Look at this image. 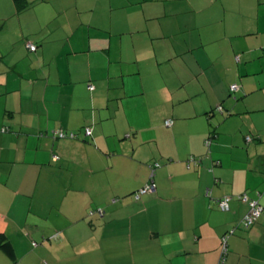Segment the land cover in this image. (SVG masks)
Returning a JSON list of instances; mask_svg holds the SVG:
<instances>
[{
	"label": "crops",
	"instance_id": "crops-1",
	"mask_svg": "<svg viewBox=\"0 0 264 264\" xmlns=\"http://www.w3.org/2000/svg\"><path fill=\"white\" fill-rule=\"evenodd\" d=\"M7 2L17 18L0 17L11 34L10 48L0 36V233L13 252L0 248V264H264V215L232 233L249 210L236 196L264 207V0H203L194 19L183 0Z\"/></svg>",
	"mask_w": 264,
	"mask_h": 264
},
{
	"label": "trees",
	"instance_id": "trees-1",
	"mask_svg": "<svg viewBox=\"0 0 264 264\" xmlns=\"http://www.w3.org/2000/svg\"><path fill=\"white\" fill-rule=\"evenodd\" d=\"M15 3H16V7H17V10L20 12V11H23V10H25L28 6H29V3L27 2V0H15ZM29 43H32V44H34L35 45V49H31L28 45H29ZM27 48L29 49V51H36L37 49H38V46H37V44L36 43H34V42H32V41H30V40H27ZM236 61L238 62V61H240V56L239 55H236ZM233 85H236V88H232V86ZM89 87H92V85H89ZM231 91L232 92H235V91H237L238 90V88H239V85L238 84H232L231 85ZM217 109L218 110H221V106H218L217 107ZM169 121V122H168ZM165 124L167 125V126H169V125H171L172 124V120H168ZM4 130H7V128H3V131ZM82 131H83V133H84V135H91V132H92V129H91V126H85V127H83V129H82ZM50 134H51V136L52 137H54V138H57V139H65V138H68V139H78L79 137H80V132L79 131H73V130H65V129H63V128H55V129H52L51 131H50ZM216 134V131H214V130H212L211 131V133H210V135H209V137L205 140V143H206V146H210V144H211V138L214 136ZM248 139H250V138H248ZM53 159L55 160V161H57L58 159H59V156L58 155H56V154H54L53 155ZM190 160H193L194 162H195V164H198V161L200 160L199 158H197V157H191V159ZM161 166V164L158 162V161H155V162H153L152 164H151V169H152V176H154V174H155V170L157 169V168H159ZM150 183H153V185H154V189H155V184H154V181H153V179L151 180V182ZM149 184V183H148ZM146 187V185H144L143 187H141L140 189H138L137 191H135L134 192V195H135V198L136 199H138L141 195H144V194H146V193H143V194H141L140 193V191L143 189V188H145ZM153 189V190H154ZM207 191H209V193L207 194V195H210V190L208 189ZM150 192V191H149ZM140 193V196L138 197V194ZM148 193V192H147ZM207 193V192H206ZM243 195H247V194H240V195H238V196H236L237 197V199H240V200H243L242 199V196ZM225 197H230L231 199H230V202H231V200L233 199V197L232 196H225ZM225 197H222V198H220V199H223V198H225ZM247 197H248V195H247ZM219 199V200H220ZM248 199H252V198H249L248 197ZM243 201H245V200H243ZM230 202H229V209L228 210H230ZM246 202H248V201H246ZM259 204L262 206V204L259 202ZM219 205V204H218ZM248 205H249V202H248ZM219 207H220V205H219ZM263 207V206H262ZM220 209L221 210H223L221 207H220ZM97 210H98V208L96 209V212H97ZM228 210H223V211H228ZM249 210H250V206H249ZM249 210L247 211V213L249 212ZM263 210H264V207H263ZM99 212V214L101 215V214H103V210H99L98 211ZM90 213L91 214H95L94 213V210H91L90 211ZM246 213V214H247ZM245 214V215H246ZM245 215H244V217H245ZM264 215V211L262 212V214L257 218V220L251 225V226H249V227H245V226H243V223H242V221H243V219H244V217L242 218V220L235 226V228H233V232H235L236 231V229H238V228H240V227H244V228H250V227H252L259 219H260V217L261 216H263ZM232 232V233H233ZM226 235V234H225ZM228 235V238H227V246H226V250H225V252H223V245H221V248H220V262L221 263H224L225 261H226V258H227V255H228V252H229V243H228V240H229V236H230V234H227ZM223 238V237H222ZM37 244V242H33V245L35 246ZM0 248H3V249H6L7 251H9V252H13V248H12V245H11V242L9 241V239H8V237L6 236V234H4V233H0Z\"/></svg>",
	"mask_w": 264,
	"mask_h": 264
},
{
	"label": "rangeland",
	"instance_id": "rangeland-1",
	"mask_svg": "<svg viewBox=\"0 0 264 264\" xmlns=\"http://www.w3.org/2000/svg\"><path fill=\"white\" fill-rule=\"evenodd\" d=\"M7 1H9V0H0V17H2V18H4V16H7V18L8 19H6V21L9 23V22H11L12 23V21H13V19H15V18H17L14 14H13V11L11 10V6L9 5V3L7 2ZM219 0H207V3L206 4H208V5H214V3H217ZM183 6L184 7H191V8H193V11H191L189 14H186V16H189V19H194V17H197V15L198 14H200L201 12H200V8L203 6V0H183ZM12 9H14V7H12ZM234 9V8H233ZM13 14V15H12ZM185 16V15H184ZM185 16V17H186ZM60 17H62V14L61 15H57L56 16V18H55V20H59L60 19ZM1 22V21H0ZM192 22H195V20H193ZM215 25H217V24H215ZM211 26L209 25L208 26V28H210ZM161 30V29H160ZM199 31H200V28H196V29H194L193 30V32H194V34H197V33H199ZM161 32H162V30H161ZM188 32H191V31H188ZM4 33V32H3ZM0 36L3 38L2 39V43H3V45L5 46V44L8 46V48H10L11 46H9L10 45V43H11V34H10V32L8 31L7 32V34H0ZM28 40V39H27ZM26 40V41H27ZM217 42H220V40L219 41H217ZM19 48H21V45H19L18 46ZM203 49H205V48H202V50ZM211 49L212 50H214L215 49V47H213L212 48V46H211ZM197 52V51H196ZM34 54L35 52H28L27 54V57H22V58H20L19 60H18V66H19V68H21V70H25V69H27V67H29L30 66V62H31V54ZM17 55H20V56H22V52H18V53H16ZM204 54H206V51L204 50ZM155 77H157V75H154ZM155 77H150L149 78V80H147L146 82V84L147 85H153L155 82H156V78ZM157 78H160L161 79V77H157ZM137 86H138V84H137ZM147 95V94H146ZM149 96V95H148ZM133 98H139V95L138 96H135V97H133ZM138 113H136V114H138L137 116L136 115H133V119L134 120H136L137 121V124H139V123H141V124H144V122H143V117H142V115H141V113H143V110H139V111H137ZM140 112V113H139ZM126 128L127 127H123L121 130V132L122 133H124V136L127 134V135H130V134H128V132H129V130L131 129H127V132H124L125 130H126ZM132 130V129H131ZM132 138H134V136H132ZM153 174V173H152ZM112 182H113V180H115V178L114 177H112ZM133 196L135 197V195H134V193H133ZM103 208H98V210H97V212H96V209L95 208H92V209H89L88 210V213H87V217L85 218V219H87V218H89V217H91L92 215L93 216H95V217H93V219L95 220V221H97V218H96V213H97V216L98 215H100L99 214V210H102ZM91 210H94V213L95 214H91L90 213V211ZM92 219V220H93ZM99 219H102V218H99ZM89 221H90V219H88ZM89 221H88V223H89ZM89 227L91 228V226L89 225ZM86 233H87V231H85Z\"/></svg>",
	"mask_w": 264,
	"mask_h": 264
},
{
	"label": "built area",
	"instance_id": "built-area-1",
	"mask_svg": "<svg viewBox=\"0 0 264 264\" xmlns=\"http://www.w3.org/2000/svg\"><path fill=\"white\" fill-rule=\"evenodd\" d=\"M31 49H35V45L32 44V43H29L28 45ZM232 88H236V85H233ZM169 122V121H168ZM154 189V185L153 183H149L146 185L145 188H143L140 193L143 194V193H147L149 191H152ZM140 193L138 194V197L140 196ZM209 193V191H207V194ZM230 197H225L223 199H220L218 201V204L220 205V207L223 209V210H228L229 209V202H230ZM242 199L245 200V201H248L249 202V206H250V210L249 212L245 215L242 223H243V226L245 227H249L251 226L256 220L257 218L262 214V212L264 211L263 210V207L259 204V201L257 199H248L247 195H243L242 196ZM233 232V231H232ZM228 234V233H227ZM224 235L223 238H222V245H223V252H225L226 250V246H227V238H228V235Z\"/></svg>",
	"mask_w": 264,
	"mask_h": 264
}]
</instances>
